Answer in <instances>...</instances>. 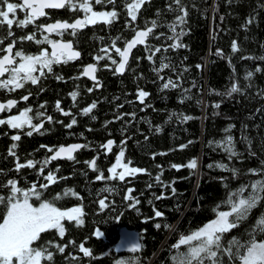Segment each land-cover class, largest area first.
Listing matches in <instances>:
<instances>
[{
  "label": "trees",
  "instance_id": "16d2710c",
  "mask_svg": "<svg viewBox=\"0 0 264 264\" xmlns=\"http://www.w3.org/2000/svg\"><path fill=\"white\" fill-rule=\"evenodd\" d=\"M182 2L188 14L184 24L177 22L175 32H184L179 40L172 38L174 33L169 27L176 22L177 16L183 15L169 9V4L172 9L176 8L174 0H149L141 7L136 21H131L127 15L125 0L106 5L111 9L115 7L119 18L113 23L116 36L98 41L100 48L103 44L109 46L114 39L116 46L123 48L125 40L137 28L152 26V20H156L158 26L147 43L138 45L133 51L123 74L100 67L101 86L78 95L76 107L79 110L97 103L92 113L84 117L90 121L93 131L70 136L88 147L82 149L83 157L65 160L61 174L65 179L42 190L38 201L55 202L59 208L82 204L85 222L77 226L65 221L63 238L55 230L41 234L40 245L47 246V242L52 241L48 250L55 254L54 260L47 264H117V261L175 264L172 258L186 250V246L173 247L181 236L216 218L217 210H230L226 203L230 193L259 178L249 174L248 170L264 167V60L260 59L264 57V0ZM249 19L253 21L251 24L247 23ZM233 42L237 43L239 51H232ZM174 43L183 46L170 47ZM148 47L161 51L149 60L152 52ZM218 50L222 54H217ZM110 55L119 58L115 51ZM161 63H169L170 67L157 72ZM257 68L261 71H256ZM248 72L254 75L246 78ZM169 79L178 86L163 89ZM233 84L241 91L226 95ZM141 89L150 94L143 103L138 99ZM217 103L219 108L215 107ZM184 116L192 119L183 120ZM230 126V133H226L225 129ZM228 134L233 136L240 154L231 161L215 146V142ZM108 140L115 141L112 152L103 151L96 160L105 177L110 175L107 169L114 164L120 150L118 146L124 148V162L131 160V167L147 172L125 181L97 180L98 172L84 159L89 158L95 148L100 152L105 150L100 145ZM182 145L186 147L182 148ZM19 155L22 162L29 158L27 151H21ZM194 158L198 163L195 171L187 167L177 171L171 167L172 164L186 165ZM217 163H227L229 167L239 169V174L234 177L229 171L207 167ZM14 164V156L10 154L0 158V186L14 177L19 180L20 188L29 189L40 175V166L25 167L18 172ZM48 170L45 168L46 173ZM156 176H160V181L155 179ZM42 182L37 181L38 189L45 183ZM105 187H113L115 191L101 192ZM172 187H175V193L171 191ZM129 188L133 189L132 196L139 200L134 207L135 201L126 199ZM68 189L79 195L65 196ZM8 194V187H0V195ZM58 194L61 198L56 200ZM104 197H107L109 207L101 209L98 201ZM156 210L164 215L155 217ZM4 213L5 208L0 205V222ZM262 215L264 202L225 239L236 237L242 243L246 242ZM156 224L161 226L157 228ZM124 225L140 231V249H118L119 232ZM97 230L103 235L96 236ZM255 239L264 240V233L257 232ZM56 244L66 245L65 252L59 253ZM80 244L91 249L93 255L84 256ZM224 259L227 261V257Z\"/></svg>",
  "mask_w": 264,
  "mask_h": 264
},
{
  "label": "snow or ice",
  "instance_id": "6c2138e0",
  "mask_svg": "<svg viewBox=\"0 0 264 264\" xmlns=\"http://www.w3.org/2000/svg\"><path fill=\"white\" fill-rule=\"evenodd\" d=\"M149 2V0H125V7L127 9V15L131 21L137 20L138 12L141 7ZM115 4V0H22L21 3L9 2V0H0V26L6 24L9 29L8 35L11 36V28L15 23L18 27L27 28L29 25H35L37 31L42 35V39L36 38V32L28 34L20 38L21 41H35L36 44H49L51 45V52L47 48L42 49L38 54L30 55L24 53L22 50L14 51L16 41L13 40L6 47L0 48V89L7 90L8 92H14L17 89H24L27 83L37 85L40 79L46 76L47 73L53 72V65L66 64L70 61L80 58L81 53L75 50L73 42L55 40L50 38V34H56L63 36L65 33L75 37L78 32L89 25H96L98 23H104L112 25L115 20L119 18V13L113 7L110 11H97L94 5ZM176 5L175 9H172V5L169 4L170 10L182 12L183 15H179L176 18V22L169 25L173 30L175 38L179 40V37L184 35V32H175L177 22L184 24L185 17L187 16V10L183 5L182 0H174ZM24 13L23 19H15L17 10ZM54 9H67L71 12H82L83 16L74 19L72 22L68 20H55L52 23L38 24L37 21L41 18H48L50 13L46 10ZM10 14L12 18H10ZM222 19V18H221ZM253 21L249 19L248 24ZM151 27L137 30L131 40H125L124 48L116 46V41H113L111 45L106 48H101L100 53L94 59L96 61L104 60L106 57L111 61V64H105L104 67L112 69L115 73L123 74L128 66L131 51L137 45H145L146 40L150 35H153V29L156 28L157 21H151ZM130 26V25H129ZM47 33L48 35H45ZM163 35V34H161ZM120 39V37H117ZM4 40L0 39V44H3ZM180 43H174L170 47H182ZM110 50H114L120 57L119 61L114 59L110 55ZM148 51L152 52V55L148 56L149 60H152L153 55L156 52H160V48H156L154 51L151 47H148ZM232 51H239L236 42L232 44ZM217 54H222L219 50ZM18 58V59H17ZM264 60V57H260ZM112 66H115L114 68ZM170 67L169 63H161L160 68L156 69L159 72L160 69H167ZM199 67V66H198ZM97 64H88L82 70V75L90 77L96 82L95 86L100 87V83L97 79L96 72L98 71ZM256 71H261L257 68ZM38 73V74H37ZM254 74L252 72L247 73L246 78H251ZM57 79H63L61 76H57ZM163 79V77H161ZM177 83L169 79L163 84V89L175 88ZM93 89H88L91 92ZM187 91V90H186ZM241 89L233 84L231 89L226 95L231 96L233 93L240 92ZM29 95H24L21 100L27 101ZM79 92L73 91L70 96L73 101L77 99ZM150 94L144 90H139L138 99L141 103L145 101V98ZM19 101L15 99H8L6 102H0V113L6 110L10 111L12 108L18 105ZM41 108L44 105L40 106ZM97 107V103L93 102L90 106L82 110L84 115L92 113L93 109ZM122 107V105H121ZM216 108L220 107V104L215 105ZM56 108L59 109L63 115H71L70 111H64L60 107V102H56ZM31 108H25L20 111L18 115L9 116L7 119H0V125H7L11 129H23L27 125L31 130L26 132V135L32 136L33 132L40 133L43 128V122L33 123V116ZM45 114L43 112H36V117H42ZM134 116V114H133ZM95 119V116L92 117ZM117 119H122L121 116H117ZM47 121L51 122L52 117L47 116ZM183 120L192 119V117L184 116ZM62 123V122H61ZM77 124L75 118L71 119V122L65 125L66 128L71 129ZM231 126L225 129L226 133H230ZM21 135L17 134L12 136L13 141H19ZM123 145V141L121 142ZM115 141L108 140L105 144L100 145L102 149L107 152H111ZM215 146L221 149L227 154L228 160L233 158H239V153L236 150L235 141L232 135H226L222 140L215 142ZM46 148L51 156L46 157L43 161L27 160L26 163H19V157H17L16 171H20L22 168H36L37 164L40 165L39 174L43 175L45 168L51 161L65 158L67 160L75 161V153L87 148V144H72L68 146L48 147ZM118 155L116 156L115 163L107 169L110 173L108 177L104 176L97 165L96 159H92L86 163L98 172L96 179L99 181L104 180H119L125 181L126 178H135L137 174L146 173V169L139 167H131L132 161L128 160L124 162L125 151L122 146ZM186 147V145L181 146ZM17 144L13 143L9 150V154L16 156L15 149ZM264 164V162H262ZM171 167L179 171L183 167H187L195 171L198 167L197 160L194 158L186 165L172 164ZM209 169L218 167L220 169L229 171L235 177L239 174V169L235 167H229L227 163H217L207 165ZM120 169V171H118ZM56 171H59L57 169ZM248 173L259 177L251 181L248 184L242 185L236 191L230 193L227 205L230 207L228 211H216V218L206 223L197 230L192 231L186 236H181L178 243L173 245L174 248L179 249L181 246H186V250L179 255L174 256L172 259L175 264H264V240L258 241L255 239L257 232L264 233V215H262L253 228V235L246 242H241L240 239L233 237L230 240H226L227 234L232 230L238 228L240 224L249 217V214L257 208L261 202H264V167L252 168L248 170ZM44 179L47 183L41 184L39 189L37 184L33 183L29 189H22L18 187V182L13 179H9L6 185L0 187H8L9 194L7 196L0 195V205L5 208V213L0 222V264H47L54 260V253L48 250L49 246H52V241L47 242V246H41L38 242L41 240V234L50 230H55L59 237L63 238L66 234L65 221L74 222L77 226L84 224V206L78 205L70 209H61L56 206L55 202H49L47 200L39 203L38 206H34L32 202L33 197L37 200L40 199L41 191L47 189L49 185L55 184L58 178L53 171H49ZM155 179L160 181V176H156ZM101 192L111 193L115 191L113 187H105L100 190ZM173 193L176 192L175 187L171 188ZM133 189L127 190L126 199L129 201H135L132 206L139 203L132 196ZM247 193V194H245ZM64 195L78 196L72 189H68L64 192ZM61 196L58 194L56 200H59ZM163 197H157L161 199ZM107 197L99 199L98 203L101 209L108 208L109 203H106ZM219 208V206H218ZM164 214L158 210L154 211V216L159 218ZM161 225L156 224L155 227L159 228ZM96 236H102L99 230L95 233ZM35 245V246H34ZM59 253H64L65 246L56 244ZM141 244H134L132 251H136L141 248ZM80 251L84 256L91 257L93 255L92 250L86 248L84 244L79 245ZM227 257V261H225ZM117 264H126L125 261H117Z\"/></svg>",
  "mask_w": 264,
  "mask_h": 264
},
{
  "label": "flooded vegetation",
  "instance_id": "af4514ba",
  "mask_svg": "<svg viewBox=\"0 0 264 264\" xmlns=\"http://www.w3.org/2000/svg\"><path fill=\"white\" fill-rule=\"evenodd\" d=\"M9 2L21 3L22 0H9ZM106 5L107 4L103 6L94 5V8L97 11L112 10ZM46 11L50 13L49 17H41L37 21L38 24L52 23L55 20H68L69 22H72L74 19L83 16L82 12L74 13L67 9H54ZM10 18H12L11 14ZM23 18L24 13L18 9L15 14V19ZM115 29L116 28L114 24L107 25L101 22L96 25H89L86 28L80 30L75 37L67 33H65L62 37L56 34H50L51 39L63 41L71 40L73 42L75 50H78L81 53L80 58L70 61L66 64L53 65L52 73H47V71L45 70L46 76L42 77L39 84L37 85H33L29 82L26 84L24 89H17L14 92H8L7 90L0 89V102H6L8 99H15L19 101L18 105L12 108L10 111L6 110L5 112L0 113V119H7L9 116L18 115L19 112L24 110L25 108H31L33 111L32 113H29V115L33 116V123L35 124L43 122V128L41 129V132H33L32 136L26 135V132L31 130L27 125L23 129H11L7 125H0V158L9 155L11 145L13 143H16V156H14L15 168L17 157H19V163H26L20 160L19 153L21 151H27L29 153V158L27 160L43 161L46 157L51 156L52 153H49L46 148L41 147L42 145H47L48 147H58L61 145L65 146V144H69L72 142H81L70 138V136L85 134L93 131V129L90 127V121L85 119V115L80 111L90 105L82 106L80 110L77 109L78 107H76V104L78 103L79 98L77 97V99L73 101L70 93H72L73 91H77L80 93L82 91L88 90L90 88L94 89L96 87L95 81H93L90 77L82 75L83 68L88 64H97L99 70L96 72V76L100 83V67H104L105 64L110 65L111 61L107 59V57L104 60L100 61H96L94 59L98 54H102L100 53L101 48L108 47V45L103 44L100 48L98 46V41L115 37ZM11 32L13 33V35L9 36V29L6 24L0 26V39L4 40V43L0 44V48L6 47L9 43H12V41L15 40L16 45L14 51L22 50L26 54L35 55L38 54L42 49L47 48L49 52H51V45L49 44L45 43L38 45L35 43V41L20 40L21 37L33 32H36L37 39H42L43 37L41 33L37 31L35 25H29L27 28H21L14 23L11 28ZM45 35L48 34L45 33ZM112 52H114V50H110V53ZM0 55H3V53L0 52ZM57 76H61L63 77V79H57ZM29 92L31 93L29 99L27 101L21 100V97L24 95H29ZM57 101L60 102V107L64 109V111H70L71 115H63V113L56 108ZM41 105H44V107L41 108ZM36 112H43L45 115L42 117H36ZM47 116H51L53 118L51 122L47 121ZM73 118L77 120V124L74 125L71 129L66 128L65 125L69 124L71 122V119ZM78 125L82 126L78 127ZM17 134L21 135V139L19 141H13L12 136ZM93 150L94 152L90 154L91 156L84 160H87V162L91 161L92 159L97 160V158L103 151H105V153L112 152H107L106 150H101L100 152L96 148ZM83 151L84 150L82 149L78 150L75 153V157H83ZM117 155L118 154H116V156ZM65 160V158H60L51 161V163L47 165L46 169H49L48 172L53 171L58 178L63 177L65 179V175H61L64 172L62 168L65 167ZM57 169H59V171H56ZM48 172H45L43 175H38L37 178L33 180L32 184L37 183V181H41V183H43L42 181H44L45 183H47V181L44 179V176H46ZM10 179L16 180L19 184V180L17 178L11 177ZM59 180L62 179H58V181ZM62 209H65V207Z\"/></svg>",
  "mask_w": 264,
  "mask_h": 264
},
{
  "label": "water",
  "instance_id": "95a60500",
  "mask_svg": "<svg viewBox=\"0 0 264 264\" xmlns=\"http://www.w3.org/2000/svg\"><path fill=\"white\" fill-rule=\"evenodd\" d=\"M147 27H151V26H147ZM147 27H140V28H137L135 31L141 30V29H145ZM134 33L131 35V37L128 40H131L133 38ZM147 40H146V43H147ZM124 46H125V44H124ZM124 46H123V48H124ZM136 47H134L132 49L131 55H132L133 51L136 49ZM131 55H130V57H131ZM119 59H120V57H119ZM72 144H84V142H72V143H69V144H65V146L72 145ZM175 226H176V224L174 225V228H175ZM174 228H172V230ZM134 244H141L142 245L140 231L138 229H136V228L128 227L127 225L122 226L121 229H120V232H119V239H118V242H117L118 249L120 251H132V246Z\"/></svg>",
  "mask_w": 264,
  "mask_h": 264
},
{
  "label": "rangeland",
  "instance_id": "374dc122",
  "mask_svg": "<svg viewBox=\"0 0 264 264\" xmlns=\"http://www.w3.org/2000/svg\"><path fill=\"white\" fill-rule=\"evenodd\" d=\"M120 171V169H118ZM44 200L42 201H38L37 199H32L30 202H32L34 204V206H38L39 203L43 202ZM73 208V207H72ZM62 209V208H61ZM65 209H70V208H65ZM215 219V218H214ZM39 243V242H38ZM40 244V243H39ZM35 246V245H34ZM43 264V262H42Z\"/></svg>",
  "mask_w": 264,
  "mask_h": 264
}]
</instances>
